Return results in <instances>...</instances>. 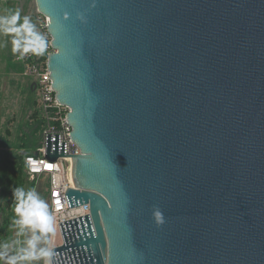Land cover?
I'll return each instance as SVG.
<instances>
[{"label": "water", "instance_id": "1", "mask_svg": "<svg viewBox=\"0 0 264 264\" xmlns=\"http://www.w3.org/2000/svg\"><path fill=\"white\" fill-rule=\"evenodd\" d=\"M36 4L90 204L54 264H264V0Z\"/></svg>", "mask_w": 264, "mask_h": 264}, {"label": "rangeland", "instance_id": "2", "mask_svg": "<svg viewBox=\"0 0 264 264\" xmlns=\"http://www.w3.org/2000/svg\"><path fill=\"white\" fill-rule=\"evenodd\" d=\"M17 13L19 19L14 24L7 23ZM25 17L44 43L39 51L36 50V45H32L30 50H36L40 54L47 51L50 53L48 46L51 36L47 34L46 27L48 19L38 11L36 0H0V206L5 218L9 216L10 221L9 225L3 227L5 236L0 242V264H11L12 261L15 264H44L47 247L45 235L49 234L39 227L18 224L21 216L16 212L21 199L27 200L30 192L46 204V175H34L33 178L25 172L22 184H18L17 188L8 186L13 158L20 151V131L29 129L30 123L34 122L31 117L33 113H38L41 117L46 115L39 91L36 85L33 87L35 77L27 71L29 56H24L30 53L24 52V41L32 37H28L27 33L21 37L15 32L7 31L8 28H19ZM17 39L21 43L14 51V40ZM18 194L21 195L20 198H15ZM33 240L34 247L30 244Z\"/></svg>", "mask_w": 264, "mask_h": 264}, {"label": "built area", "instance_id": "3", "mask_svg": "<svg viewBox=\"0 0 264 264\" xmlns=\"http://www.w3.org/2000/svg\"><path fill=\"white\" fill-rule=\"evenodd\" d=\"M49 43L48 47L51 49V41ZM29 52L24 56H33L34 62L29 61L27 71L35 77L36 89L41 96L49 123L44 131L43 145L38 148L37 154L27 155L25 163L31 174L35 176L46 175L48 179L49 214L52 217L53 231H49L48 234L46 252L50 255H45L44 264H54L51 252L53 248L64 243L61 224L90 214V204L74 207L70 205L67 190L76 187L73 178V156L81 152L70 136L71 126L67 119L70 108L61 104L56 98L50 71L47 67L48 60H41L37 56L36 50L31 49ZM49 135H52L53 138L58 135L61 143H66L68 156L59 157L56 161L47 158V138Z\"/></svg>", "mask_w": 264, "mask_h": 264}, {"label": "clouds", "instance_id": "4", "mask_svg": "<svg viewBox=\"0 0 264 264\" xmlns=\"http://www.w3.org/2000/svg\"><path fill=\"white\" fill-rule=\"evenodd\" d=\"M19 19V13L11 18L7 23L14 24ZM7 31L15 32L18 36L23 37L24 33H27L31 39H25L24 52H28L32 45H36V50L39 51L44 47L42 38L33 31V26L30 24L27 17H25L23 24L19 27L8 28ZM21 40H14V51L20 46ZM19 192V190H17ZM16 212L21 216V220L17 221L21 225H32L34 228L39 227L42 231H53L52 217L47 212V205L43 201L37 199L33 193H29L27 200L21 199L19 205L16 208ZM155 217L158 222H163L162 214L160 211L155 212ZM30 244L34 247V240L30 241ZM44 255H50L45 252ZM11 264H15L14 261Z\"/></svg>", "mask_w": 264, "mask_h": 264}, {"label": "trees", "instance_id": "5", "mask_svg": "<svg viewBox=\"0 0 264 264\" xmlns=\"http://www.w3.org/2000/svg\"><path fill=\"white\" fill-rule=\"evenodd\" d=\"M51 51H52V48L50 49V52ZM48 54H49V51H47V53H45V54H40V52H38L37 56H39L41 60H48ZM27 59H29L30 62H34L33 56L27 57ZM33 87H35V82H34ZM31 117L34 119L33 120L34 122L30 123L29 129L27 131H20L21 135L18 138L19 139V145H20L19 146L20 151L18 152V154H16L14 156L12 164H11V168H10V172H9L10 182H14V181H16V182L12 183V184H10V182H9L8 186L11 187L13 185V188H17L18 184H22L23 179H25V177H24L25 172H27V174L29 173L31 177H33V178L35 177L33 174H31L28 171V168H27L26 163H25V158L29 154H37L38 148L41 147L44 143V131H45V129L49 123L47 115H42V117H41V116H39L38 113H33L31 115ZM23 151L27 152L26 155L22 154ZM3 190H5V186H4ZM7 193L8 192L6 191V194ZM20 196L21 195L18 194L15 196V198L16 197L20 198ZM48 200H49V198L46 199V201H48ZM48 207H49V205H48ZM0 212H3L2 207H1ZM48 212H49V210H48ZM9 223H10V221H9V216H8L7 218H5V226L9 225ZM3 230H4V228H3ZM45 236H46V243H47L48 233H46Z\"/></svg>", "mask_w": 264, "mask_h": 264}, {"label": "flooded vegetation", "instance_id": "6", "mask_svg": "<svg viewBox=\"0 0 264 264\" xmlns=\"http://www.w3.org/2000/svg\"><path fill=\"white\" fill-rule=\"evenodd\" d=\"M4 225H5V214L3 212H0V242L2 241L1 239L5 236V231L3 230Z\"/></svg>", "mask_w": 264, "mask_h": 264}, {"label": "crops", "instance_id": "7", "mask_svg": "<svg viewBox=\"0 0 264 264\" xmlns=\"http://www.w3.org/2000/svg\"><path fill=\"white\" fill-rule=\"evenodd\" d=\"M48 189H49V183H48ZM47 198H49L48 195H47ZM46 205H47V210H49V212H50L49 200L46 201ZM48 205H49V207H48ZM49 212H48V214H49ZM49 215H50V214H49Z\"/></svg>", "mask_w": 264, "mask_h": 264}]
</instances>
